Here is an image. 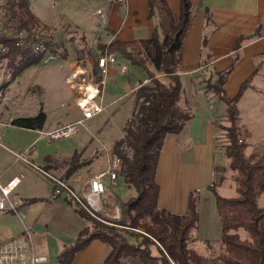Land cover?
Segmentation results:
<instances>
[{
	"label": "crops",
	"instance_id": "0c3cea01",
	"mask_svg": "<svg viewBox=\"0 0 264 264\" xmlns=\"http://www.w3.org/2000/svg\"><path fill=\"white\" fill-rule=\"evenodd\" d=\"M166 2L174 19H177L180 13V0ZM54 3H58V12L54 19H49L50 23L46 22L41 0H28L30 11L36 17L39 15L41 18L39 16L37 18L44 25L48 27L71 25L79 28L90 46H104L113 39L121 41L146 39L151 36L156 26V20L148 18L147 0H56ZM190 3L195 11V17L184 42L178 68L182 85L178 104L190 113V119L180 133H169L164 138L155 173L159 186L157 206L173 214L183 215L186 212L189 193L196 191L198 223L192 232L189 247L201 255L211 257L207 255V247L214 243L219 245L222 235L210 186L215 185L218 193L220 187L231 191L233 180L230 170L228 175H225V171L219 172V176L216 174V169L228 167V159L221 150L225 141L224 131L218 127L219 124L226 125L225 111L223 104L216 102L211 98V94L205 92L202 81L214 72L230 69L223 89L228 98H233L241 84L249 80L250 84L236 102V107L239 116V136L248 145L246 154H250L256 144L252 139L264 137V130L257 128L264 121L259 122L255 118V115L259 114L260 119L264 120V111L262 114L257 113L264 104V94L259 90V86L264 85V0H190ZM251 36L254 37L250 38ZM240 38L246 39L236 47V42ZM97 51L99 50H96L94 56L86 55L80 61L89 65L90 57L91 66L94 67L95 58L104 52ZM69 59L70 57L67 61ZM74 62L77 61H70L68 65L64 63L66 71L63 74L64 84ZM120 64L130 65L117 54V62L107 66L100 99L104 110L116 102L117 98H114V95L122 93L130 84L132 87L128 92L132 94L149 81L147 73L142 68L132 65H130L134 67L132 77L126 78L129 67L125 73H121ZM148 68L153 70L150 65ZM95 74H99V71L97 70ZM157 76L160 74L157 73ZM71 93L73 94V91ZM121 96L123 95H119L118 98ZM73 101L74 94L71 101H64L61 105L66 104L70 109H75L77 112L75 115L65 114L67 119L63 122L56 121L50 125L44 123L41 130H51L76 120L79 112ZM134 103L135 96L131 99L130 116L134 110ZM18 117L28 116L0 115V122L3 124L0 127L9 128V130L0 128V136L10 139L11 133L16 135L17 130L33 131L12 126V120ZM38 140L37 133L36 138L28 145L20 142L17 146L14 145L16 151L10 150L12 156L8 164L0 159L1 184L22 175L12 192L14 199L21 201L17 213L0 212V244L9 241L21 242L26 246V255L32 253L45 257L44 261L36 264H58L61 251L74 243L80 231L89 225V220L76 211L71 196L65 193L53 196V183L46 173L80 192L81 184L105 168L108 153L113 151L114 146L107 151L105 163L103 161L100 169L88 172L89 161H84L77 149H71L65 154L56 152L39 155L32 145ZM81 146V150L87 151L88 157H91L92 151L87 149L85 141ZM38 170L43 172L40 173L44 177ZM222 176L224 178L221 181ZM105 179L108 180L107 194L110 192L118 195L122 200L134 195L118 175L114 183L108 177ZM111 185H118L120 193L113 191ZM120 195L128 197L123 199ZM103 206L106 213L102 214L104 216L116 214V209L118 212L112 198ZM200 225L202 231L196 234ZM25 231L30 233V239L26 237ZM206 242L209 243L205 247ZM108 250L106 243L93 239L73 255L71 264H100ZM124 264H137V261L128 259Z\"/></svg>",
	"mask_w": 264,
	"mask_h": 264
},
{
	"label": "trees",
	"instance_id": "16d2710c",
	"mask_svg": "<svg viewBox=\"0 0 264 264\" xmlns=\"http://www.w3.org/2000/svg\"><path fill=\"white\" fill-rule=\"evenodd\" d=\"M147 2L148 18L156 20L151 36L130 41L113 39L103 46V50L115 52L130 65L142 68L149 79L136 89L132 113L135 119L126 122L128 126L123 128V136L113 147L124 166L118 178L128 189L134 190V195L122 200L118 195L107 194L106 187L101 200L103 205L110 198L114 200L118 207L117 218L100 213H96L95 218L74 201L76 211L93 226H86L74 243L61 251L58 264H71L73 255L93 239L109 247L100 264H124L128 259H134L137 264H264V204H258L264 193V147L246 154L248 145L238 142L236 102L250 82H243L237 94L228 98L223 84L230 69L214 72L202 81L205 92L224 105V122L228 124L218 127L224 131L221 150L228 159L235 193L224 197L216 191L215 185L210 186L219 215L223 252L206 257L189 247L198 223L196 191L189 193L183 215L157 206L159 186L155 173L164 138L169 133H180L190 119V113L178 104L182 90L178 68L195 11L190 0H180V13L174 19L166 0ZM11 5L23 27L35 26L49 32V27L30 11L28 0H13ZM244 39H238L236 47ZM4 42L0 39L1 44ZM42 55L11 47L5 54L0 53V66L5 64L10 77L14 78L27 67L38 64ZM94 70L97 72V68ZM45 120V113L40 111L31 117L14 118L11 124L17 128L41 130ZM123 143L131 148V157L120 150ZM223 171L224 168L216 169V172ZM239 230H244L246 236L242 237Z\"/></svg>",
	"mask_w": 264,
	"mask_h": 264
},
{
	"label": "rangeland",
	"instance_id": "374dc122",
	"mask_svg": "<svg viewBox=\"0 0 264 264\" xmlns=\"http://www.w3.org/2000/svg\"><path fill=\"white\" fill-rule=\"evenodd\" d=\"M54 1L56 0H41V6L44 10L43 13H45V18H47L46 22L51 23L49 19H54L58 12V3H54ZM48 34L50 39L49 46L46 52L43 53L38 64L27 67L14 78H11L9 74L8 83L0 92V115L2 117H29V115L34 116L42 111L47 116L45 124L50 125L56 121H65L67 119L65 114L75 115L77 113L75 109H70L69 105H61L64 101H71L73 98V94L63 81V74L66 73L64 66L65 64L68 65L70 61H80L85 58L86 55L90 54V56H94L96 50H99L97 51L98 53L105 50H103V45L90 46L84 33H82L79 28H75L71 25L49 27ZM69 57L70 59L67 61ZM128 67L129 70L125 75L126 78L132 77L131 72L134 70V67L130 65ZM4 69L6 70V68ZM139 81H141V78H139ZM131 87L130 84L122 93L114 95V98H117L116 102L111 104L108 109H105L101 114L87 121L85 127L80 128L76 135L70 138L52 141L39 139L32 144L34 151L38 152L39 155H47L48 153L53 154L56 152H62L65 154L75 148L80 151L79 156L82 157L84 161H89L90 166L87 167L88 172L100 169L103 161L105 163L106 155L108 153L107 151L111 150L114 143L123 133L125 121L127 120V117L130 116L131 99L135 96V92L132 94L128 92ZM259 90L264 94V85L259 86ZM121 94L123 96L118 98ZM258 111L259 112L257 113L262 114L261 112L264 111V104ZM255 116L257 121H264L260 119L259 114H256ZM226 125L228 124L226 123ZM0 128L3 130H9V128L4 129L3 126ZM257 128L264 130V122L262 125H258ZM16 132V135L11 133V140L0 136V159L3 163L8 164L11 160L12 155L10 150L16 149L14 145L17 146L18 142L28 145L37 136V132L34 130H17ZM252 140H255L256 143L252 150L264 147V137H254ZM84 141L86 142L87 149L92 151L91 157H88L89 155L87 151L81 150V145ZM34 163L39 166L36 162ZM40 168L44 169L43 167ZM224 171L226 173L225 175L230 174L228 167L224 168ZM216 174L219 176V172H216ZM107 182L108 180L104 179L106 185ZM231 186V191L228 189L224 190L220 187L219 193L223 196H232L234 194L233 182ZM111 187L113 191L119 192L118 185H111ZM131 190L132 193H134V190ZM120 196L123 199L128 197H125L124 195ZM258 204L260 206L264 204V193H262L261 197L258 199ZM101 221L109 224V222L103 219ZM88 224L90 227L93 226L90 221H88ZM200 230L202 231L201 225L196 234H199ZM239 233L242 237L246 236L244 230H239ZM202 242H204V240ZM207 243L209 242L204 243L205 247L207 246ZM222 252V240L219 241V245L214 243L207 247V255L218 256V254H221Z\"/></svg>",
	"mask_w": 264,
	"mask_h": 264
},
{
	"label": "built area",
	"instance_id": "2783aa9c",
	"mask_svg": "<svg viewBox=\"0 0 264 264\" xmlns=\"http://www.w3.org/2000/svg\"><path fill=\"white\" fill-rule=\"evenodd\" d=\"M12 1L0 0V39L5 41L2 44L0 43V53L5 54L11 47L34 54L46 52L50 42L49 34L35 26L23 27L20 24L14 8H12ZM91 61L92 59L89 57V65L81 61L74 62L65 78L66 86L73 91V102L79 112V117L73 122L55 127L51 130H38V139L52 141L70 138L76 135L80 128L85 127L87 121L103 112L104 107L100 99L105 85L107 66L117 62V54L105 50L95 58L94 67L97 68L99 74H95L94 67L91 66ZM127 70V65L120 64L119 71L121 73H125ZM8 76V68L5 65L0 66V92L7 85ZM140 100L143 101L144 98ZM145 104L147 105V102ZM134 119L135 117L131 115L128 120ZM0 125L3 124L0 122ZM127 126L128 124L125 123L124 127ZM238 142H242L240 136L238 137ZM120 150L126 156L131 157L132 150L125 143L120 146ZM16 156L20 158L19 155L16 154ZM25 161L27 162V160ZM123 167L122 159L112 151L108 154L105 168L89 178L86 183L81 184L80 192H76L62 180L47 173L46 175L52 180L53 196H57L60 193L68 194L86 212L97 218L95 216L96 213L106 214L101 200L107 187L104 179L108 177L114 183ZM21 177L22 175L18 178H13L6 184L0 183V212L12 211L17 213V207L21 204V201L14 199L12 192ZM110 217H118L117 209L116 214ZM25 234L30 239V233L25 231ZM25 252L26 246L21 242L9 241L0 244V264H36L45 260V257L35 256L32 253L26 255Z\"/></svg>",
	"mask_w": 264,
	"mask_h": 264
}]
</instances>
